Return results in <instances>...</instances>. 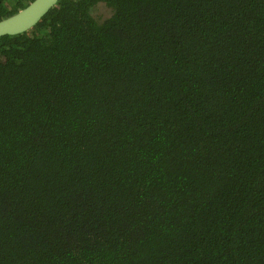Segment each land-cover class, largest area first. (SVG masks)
<instances>
[{
	"label": "trees",
	"instance_id": "1",
	"mask_svg": "<svg viewBox=\"0 0 264 264\" xmlns=\"http://www.w3.org/2000/svg\"><path fill=\"white\" fill-rule=\"evenodd\" d=\"M0 264H264V0H58L1 36Z\"/></svg>",
	"mask_w": 264,
	"mask_h": 264
},
{
	"label": "water",
	"instance_id": "2",
	"mask_svg": "<svg viewBox=\"0 0 264 264\" xmlns=\"http://www.w3.org/2000/svg\"><path fill=\"white\" fill-rule=\"evenodd\" d=\"M58 0H31L17 13L0 19V37L25 32L35 26Z\"/></svg>",
	"mask_w": 264,
	"mask_h": 264
},
{
	"label": "rangeland",
	"instance_id": "3",
	"mask_svg": "<svg viewBox=\"0 0 264 264\" xmlns=\"http://www.w3.org/2000/svg\"><path fill=\"white\" fill-rule=\"evenodd\" d=\"M109 14V11L106 8H102L101 10L95 9L93 11V16L98 19H102V17H106Z\"/></svg>",
	"mask_w": 264,
	"mask_h": 264
}]
</instances>
